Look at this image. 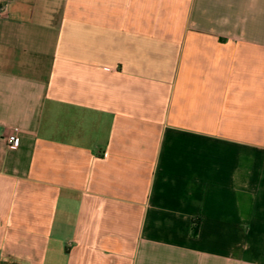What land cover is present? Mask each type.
Masks as SVG:
<instances>
[{"label":"crops","instance_id":"1","mask_svg":"<svg viewBox=\"0 0 264 264\" xmlns=\"http://www.w3.org/2000/svg\"><path fill=\"white\" fill-rule=\"evenodd\" d=\"M4 7L0 264H264V0Z\"/></svg>","mask_w":264,"mask_h":264},{"label":"built area","instance_id":"2","mask_svg":"<svg viewBox=\"0 0 264 264\" xmlns=\"http://www.w3.org/2000/svg\"><path fill=\"white\" fill-rule=\"evenodd\" d=\"M1 11H5V7ZM5 140L10 146H17L19 144V134L16 126L9 127V132L6 134Z\"/></svg>","mask_w":264,"mask_h":264},{"label":"rangeland","instance_id":"3","mask_svg":"<svg viewBox=\"0 0 264 264\" xmlns=\"http://www.w3.org/2000/svg\"><path fill=\"white\" fill-rule=\"evenodd\" d=\"M1 264H24V263L17 259L7 257L1 262Z\"/></svg>","mask_w":264,"mask_h":264}]
</instances>
